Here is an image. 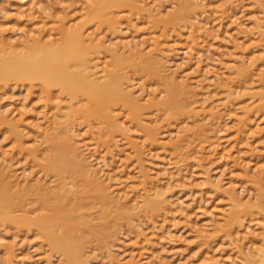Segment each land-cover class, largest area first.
<instances>
[{
    "label": "rangeland",
    "instance_id": "obj_1",
    "mask_svg": "<svg viewBox=\"0 0 264 264\" xmlns=\"http://www.w3.org/2000/svg\"><path fill=\"white\" fill-rule=\"evenodd\" d=\"M90 1L0 0V56L38 43L64 53L76 27L86 49L72 70L90 61L99 82L117 77L137 106L117 107V130L105 134L81 113L89 107L82 96L71 101L53 87L57 102H48L39 83L0 82V191L12 188L18 217L71 212L57 246L27 219L0 220V264H66L65 248L83 264H263L264 0H131L139 12L126 6L101 23L89 20L100 0ZM49 133L78 163H54ZM35 184L47 197L27 191ZM105 187L127 198L98 204L93 193Z\"/></svg>",
    "mask_w": 264,
    "mask_h": 264
},
{
    "label": "bare ground",
    "instance_id": "obj_2",
    "mask_svg": "<svg viewBox=\"0 0 264 264\" xmlns=\"http://www.w3.org/2000/svg\"><path fill=\"white\" fill-rule=\"evenodd\" d=\"M223 1V0H222ZM225 1V0H224ZM227 1V0H226ZM232 1V0H231ZM89 2L91 3V1L89 0ZM136 2V1H135ZM141 2V0H140ZM139 2V6H140V3ZM89 3V4H90ZM93 3V2H92ZM91 3V4H92ZM138 3V2H137ZM225 3V2H223ZM222 3V4H223ZM131 5V6H129ZM226 5V3H225ZM230 5V4H229ZM262 5V4H261ZM260 5V7H261ZM128 6V8L130 10H133V13H137V11L139 12V9L137 7H135V4H132V1L131 0H127V1H122V0H100L99 2V5L98 6H95L91 9L90 13H89V20H96L98 23H101L107 19H113L116 15L118 16L119 14H116L118 13L122 8ZM198 6V5H197ZM222 6V5H221ZM228 6V5H227ZM226 6V7H227ZM263 6V5H262ZM196 7V6H194ZM229 7V6H228ZM259 7V6H258ZM147 8V7H146ZM188 8V7H187ZM86 9V8H85ZM190 11V9L192 8H188ZM230 9V8H229ZM225 10V8H224ZM228 10V9H227ZM129 11V10H128ZM135 11V12H134ZM224 12V11H223ZM153 13V12H151ZM262 13V12H261ZM131 14V13H130ZM263 14V13H262ZM86 15V13L84 14ZM183 16V15H182ZM156 18V17H155ZM114 20V19H113ZM58 23V22H57ZM67 23V22H66ZM80 24V23H78ZM94 24V23H93ZM96 24V23H95ZM73 26V24H72ZM95 26V25H94ZM114 26V25H113ZM65 27V26H64ZM115 27V26H114ZM261 27V26H260ZM75 28V29H74ZM72 27V32L68 33V35L66 36V40H67V48L65 50L64 53H62L61 51V47H54V48H50L48 49L47 47H45V45L43 43H38L37 45V49L34 50L33 52H23V51H11L10 53H8L9 55L11 56H7V58L4 56H0V82L1 84L4 83L6 80H8L9 78H17L18 80H25V81H28V82H36V83H39L43 86V91L46 92L47 94V99H48V102L50 101H53L55 100V95L57 96V94H53V91L51 90L53 87H58L59 90H60V93L59 94H62V95H66L68 98H70L71 101H73V99H76V98H79V96H82L83 98H85L88 103H89V108L87 110L84 109L85 111L81 112L82 114L85 113V117L87 118H92V120H94L100 127V125L104 126L103 128V132L106 134V133H111L113 132L115 129H116V124H115V117L111 114L113 113L117 107H120V106H128V105H133L134 107H137L134 104H131L132 102H130V100H133L131 99V94L128 92V90H130L128 88V90H125L122 88V86L120 85L119 81L116 80L117 77L115 76H112V75H108L106 79H104L103 81H100L97 80L96 77H94V72H93V69L96 67L91 69L92 67H90V61L88 62L87 58L82 66H83V70L79 73H77V71H73L72 68L70 67V64L73 63L74 61L76 60H80L82 57V52L85 51V44L83 43V34L81 32L80 29L76 28V27ZM259 28V27H258ZM261 29V28H260ZM68 30H69V27H68ZM90 30V29H88ZM193 30V29H192ZM41 31V30H40ZM92 32V30H91ZM90 32V33H91ZM85 33V32H84ZM193 33V32H192ZM204 33V31H203ZM207 33V32H206ZM38 34V33H37ZM93 36V33L91 34ZM190 35H191V32H190ZM49 36V35H48ZM193 35H191L192 37ZM37 37V36H36ZM60 38V37H59ZM28 39V37H27ZM95 39V38H94ZM260 39H261V36H260ZM9 40V39H8ZM7 40V41H8ZM11 40V39H10ZM14 40V39H12ZM18 41V40H17ZM41 41V40H40ZM43 41V40H42ZM57 41V40H56ZM5 42V41H4ZM32 42V41H30ZM36 42V41H35ZM47 42V41H46ZM45 42V43H46ZM54 42V41H53ZM262 42V41H261ZM86 43V42H85ZM5 44V43H4ZM11 48L15 46L16 47H21L23 46V48H26L27 44L25 43H22L20 45H14L12 44L11 42H8L7 43ZM56 44V43H55ZM102 44V43H101ZM1 45V44H0ZM33 45V44H32ZM31 45V46H32ZM117 45V44H116ZM119 45V44H118ZM128 45V44H127ZM126 45V46H127ZM2 46V45H1ZM103 46V45H101ZM122 46V44H121ZM125 46V44H124ZM157 45H155L156 47ZM187 46V45H186ZM264 46V45H263ZM7 47V46H6ZM104 47V46H103ZM119 47V46H118ZM185 47V46H184ZM106 48V47H105ZM126 48V47H125ZM18 49V48H17ZM26 50V49H25ZM158 50V48H157ZM142 52V51H141ZM158 52V51H157ZM89 53V52H88ZM115 53V52H114ZM92 53H90L91 55ZM143 54V53H142ZM140 54V55H142ZM94 55V54H93ZM137 55V54H136ZM139 55V56H140ZM92 56V55H91ZM138 56V55H137ZM143 56V55H142ZM263 56V55H262ZM264 57V56H263ZM93 59V58H92ZM92 61V60H91ZM95 61V60H94ZM242 61V60H241ZM159 62V61H158ZM95 63V62H94ZM93 63V64H94ZM161 63V62H159ZM240 63V62H239ZM78 64V63H77ZM115 64V63H114ZM157 63L155 62V65ZM112 65V64H111ZM141 65V64H140ZM154 65V64H153ZM150 65L147 66V68L149 67ZM158 66V65H157ZM242 66V64H241ZM240 66V68H241ZM246 66V65H245ZM146 67V66H145ZM244 67V66H243ZM101 68V67H100ZM106 68L108 69V67L106 66ZM115 68V66H114ZM113 68V69H114ZM156 68V67H155ZM239 68V66H238ZM246 68V67H245ZM244 68V70H245ZM143 69V68H141ZM150 69V67H149ZM159 70V68H157L155 70V72ZM243 70V71H244ZM142 71V70H141ZM149 71V70H147ZM238 71V70H237ZM240 71V69H239ZM100 72V70H99ZM98 72V73H99ZM102 72V70H101ZM105 72V71H104ZM118 72V71H117ZM150 72V71H149ZM148 72V73H149ZM246 72V71H245ZM237 73V72H236ZM242 73V72H241ZM240 73V74H241ZM97 74V73H96ZM95 74V75H96ZM126 74V73H125ZM239 73H237V76L236 78H238ZM250 74V73H249ZM158 77L161 78V79H164V75L162 74V72H159L158 74ZM156 75V76H157ZM176 75V73H175ZM236 75V74H235ZM102 76V75H101ZM126 76V75H125ZM251 76V75H250ZM248 76V77H250ZM109 77V78H108ZM127 77V76H126ZM172 77V76H171ZM263 77V76H262ZM99 78V77H98ZM170 78V77H169ZM173 78V77H172ZM176 78V77H175ZM175 78L173 80H175ZM240 78V77H239ZM100 79V78H99ZM127 79V78H126ZM234 79V78H232ZM13 80V79H11ZM166 80V79H165ZM241 81V80H239ZM245 81H246V78H245ZM172 82V81H171ZM176 82V81H175ZM175 82L173 84H175ZM243 82V80H242ZM248 82V81H247ZM125 83V82H124ZM129 83V82H128ZM170 83V81L168 82V84ZM37 84V85H39ZM172 84V83H171ZM185 84V83H184ZM182 84V85H184ZM188 84V83H187ZM5 85V84H4ZM175 85H178V84H175ZM175 85H172L175 86ZM126 86V85H125ZM124 86V87H125ZM128 86V85H127ZM180 86V85H178ZM186 86V85H185ZM132 87V86H131ZM232 87V86H231ZM183 88V87H182ZM178 89V87H177ZM186 91L189 92V88L187 90V88L185 87ZM191 89V88H190ZM58 90V89H56ZM172 90V89H171ZM181 91H184L183 89H181ZM191 91V90H190ZM43 92V93H44ZM172 93V92H171ZM181 93V92H179ZM186 94V93H185ZM184 94V95H185ZM170 95V94H169ZM177 95V94H176ZM133 96V95H132ZM171 96V95H170ZM174 96V94H173ZM188 96V94H187ZM170 98V97H169ZM176 98V97H175ZM171 99V98H170ZM174 100V99H172ZM56 101V100H55ZM54 101V103H55ZM206 101V100H205ZM57 102V101H56ZM204 103V102H203ZM59 104V102H58ZM181 105V104H180ZM57 106V104H56ZM179 106V105H178ZM186 106V105H185ZM244 107V106H243ZM82 108V107H81ZM123 108V107H122ZM163 109V107H161ZM167 108V107H166ZM171 108V107H170ZM180 108V107H179ZM187 108V107H186ZM212 108V107H211ZM209 108V110L211 109ZM69 109H72L71 106H69ZM74 109V108H73ZM72 109V111H73ZM121 109V108H120ZM128 109V108H127ZM160 109V108H159ZM182 109V108H181ZM188 109V108H187ZM214 109H217L214 108ZM245 109V108H244ZM165 110V109H164ZM167 110V109H166ZM179 110V109H178ZM208 110V111H209ZM242 110V109H241ZM247 110V109H245ZM160 111V110H159ZM180 111V110H179ZM185 111V110H184ZM183 111V112H184ZM211 111V110H210ZM209 111V112H210ZM14 112V111H13ZM74 112V111H73ZM116 112V111H115ZM139 112H142V111H139ZM176 112V111H175ZM178 112V111H177ZM176 112V113H177ZM215 112V111H214ZM243 112V111H242ZM171 113V112H170ZM211 113V112H210ZM246 112H244L243 114H245ZM248 113V112H247ZM6 114V113H5ZM70 114V113H69ZM79 114V113H77ZM81 114V115H82ZM117 114V113H115ZM141 114V113H140ZM214 114V113H212ZM242 114V115H243ZM71 115V114H70ZM173 115V114H172ZM246 115V114H245ZM248 115V114H247ZM4 116V115H3ZM47 116V115H46ZM46 116H44L45 118H47ZM212 116V115H211ZM217 116V115H216ZM8 117V115H7ZM71 117V116H70ZM244 115L242 116L241 119H243ZM139 118V117H137ZM248 118V117H246ZM134 119V118H133ZM160 119V118H159ZM219 119V118H218ZM12 120V119H11ZM115 120V121H114ZM118 120V119H117ZM202 120V119H201ZM216 120V119H215ZM244 120V119H243ZM246 120V119H245ZM118 122V121H117ZM245 122H243L244 124ZM53 124V123H52ZM120 125V124H119ZM238 125H239V121H238ZM241 125V124H240ZM245 125V124H244ZM244 128H246V126H244ZM121 127V126H119ZM101 128V127H100ZM99 128V129H100ZM99 129H98V133H99ZM123 129V128H122ZM51 130V129H49ZM117 130V129H116ZM48 131V130H46ZM52 131V130H51ZM125 131V130H123ZM43 132V131H42ZM45 132V131H44ZM119 132V131H118ZM101 133V132H100ZM103 133V135H104ZM127 133V132H126ZM219 133V132H218ZM52 133H49V137L51 136L52 138H57V137H54L52 135H50ZM113 134V133H111ZM115 134V133H114ZM54 135V133H53ZM102 134L100 136H103ZM50 137V139L52 140V138ZM180 138V136H179ZM59 139V140H58ZM56 140H58V142H60V138H58ZM211 139V138H210ZM50 142L53 143L55 142V145L58 143H56V140H52ZM179 140V139H178ZM157 141V140H156ZM180 142H184L183 140H179ZM63 141L60 142V144H63L64 146V143L66 142L64 140V143H62ZM155 142V141H154ZM60 144L58 143V145L60 146ZM67 144V143H65ZM165 144V143H164ZM23 145V144H22ZM58 145H56V149L58 151L57 152H53L55 153L54 154V163L56 165H59L61 168H66L67 167V164L69 165V161H68V158L69 160H75L77 161L78 163V159L79 157L75 154V151L74 149H71L69 148L70 146H66L67 149L64 150L63 146L62 147H59ZM177 145V144H176ZM179 145V144H178ZM58 147L59 149L61 148V150H58ZM170 147V146H169ZM54 148V150L56 151V149ZM63 148V149H62ZM176 148V147H175ZM181 148V146H180ZM182 149V148H181ZM53 150V149H52ZM53 150V151H54ZM176 150V149H175ZM65 151V152H64ZM139 154H140V151H139ZM51 155V154H50ZM219 155V154H218ZM80 156V155H79ZM140 156V155H139ZM138 156V157H139ZM49 157V156H48ZM52 157V156H50ZM81 158V157H80ZM79 158V159H80ZM48 159V158H47ZM141 159V158H140ZM139 159V160H140ZM142 160V159H141ZM47 161V160H46ZM53 161V160H52ZM51 161V162H52ZM85 162V161H84ZM141 162V161H140ZM143 162V161H142ZM141 162V163H142ZM46 164V163H45ZM53 164V163H52ZM54 165V164H53ZM55 165V166H56ZM74 165V164H73ZM52 166V165H51ZM70 166V165H69ZM58 168V167H57ZM60 168V169H61ZM70 168V167H69ZM89 168V166H88ZM46 169V168H45ZM51 169V168H50ZM87 169V168H86ZM63 170V169H62ZM67 170V169H66ZM71 170V169H70ZM145 170V168L143 169ZM84 174L86 175H90L88 174L89 172L87 171H83ZM141 173V172H140ZM146 173V176L149 177V175H147V171H145ZM142 174V173H141ZM1 175V174H0ZM4 175V174H2ZM145 176V175H144ZM7 177V176H6ZM88 177V176H86ZM5 178V177H4ZM3 178V179H4ZM66 178V177H65ZM91 178V177H90ZM143 178V177H142ZM141 178V179H142ZM151 178V177H150ZM149 178V179H150ZM89 179V177H88ZM92 179V178H91ZM146 179V178H145ZM152 179V178H151ZM150 179V180H151ZM5 180V179H4ZM94 180V179H93ZM5 181H8L7 178ZM39 181V180H38ZM44 181V180H43ZM91 181V180H90ZM89 181V182H90ZM149 181L146 179L145 183ZM178 181V180H177ZM264 181V180H263ZM29 182V181H28ZM97 182V181H96ZM150 182V181H149ZM7 183V182H6ZM11 183V182H10ZM46 183V182H45ZM98 183V182H97ZM263 183V182H262ZM12 184V183H11ZM27 184V183H26ZM142 184V183H141ZM148 184V183H147ZM209 184V183H208ZM47 185V184H46ZM153 185V184H152ZM156 185V184H155ZM210 185V184H209ZM13 186V185H12ZM29 186V185H28ZM66 186V185H65ZM149 187V185H147ZM263 186V185H262ZM155 187V186H154ZM158 187L160 188V186H157V189ZM15 188V185L13 186V190ZM27 191H30V192H40L39 194H42L44 196L47 197V192L46 189L47 187H45V185H36L35 186H30V187H27ZM106 189H102V190H97V192H94V197H93V200L97 201L98 204H103L104 206H107V205H115V204H118L120 206V201L122 199H125L127 198V194L123 195V196H120L119 198L117 197H113L111 194L107 193V187H105ZM110 188V187H109ZM215 188V186H214ZM213 188V189H214ZM6 189V188H5ZM12 188L9 187V189H6V191H3L1 192L0 191V220L3 221V222H8L13 224L15 226H17V224L19 223L18 226H20V224H22L26 219V224H29V225H25L24 223V226H32L34 225V228L35 226L45 235L46 239L52 243V244H55L56 246L59 242V239L60 238H63L66 236V234L68 233L67 231H69V226L70 225H67L68 223L70 224V219H69V216L71 214V212H58L56 211V214H60L58 216L53 215L55 216V218L52 216V217H45V216H37V217H32V218H27V217H21V219H23L22 223L20 222V217H18L17 215H15L14 213V210L11 209V206L12 208H14V205L11 204L13 201H11L12 199V193H11V190ZM16 189V188H15ZM157 189H155L157 191ZM147 190H150L149 188H147ZM154 190V189H153ZM152 190V191H153ZM222 190V188L220 189ZM108 191H110L108 189ZM151 191V190H150ZM151 191V192H152ZM159 191V190H158ZM162 191V189L160 190ZM225 191V190H223ZM228 191V190H227ZM19 192V191H18ZM44 194H43V193ZM148 192V191H147ZM164 192V190H163ZM166 192V191H165ZM218 192V190H217ZM46 193V194H45ZM119 193V192H118ZM153 193V192H152ZM231 193V192H230ZM122 195V193H120ZM151 194V193H150ZM16 195V194H15ZM157 195V194H156ZM18 196V195H17ZM20 196V195H19ZM129 196V194H128ZM135 196V195H134ZM144 196V194H143ZM151 196V195H150ZM155 195H153L152 197L154 198ZM158 196H161L160 194H158ZM165 196V195H164ZM148 197V196H147ZM227 197V196H226ZM20 198V197H19ZM163 198V197H162ZM228 198V197H227ZM233 198V197H232ZM237 198V196H236ZM142 199V198H141ZM13 200V199H12ZM128 200V199H127ZM130 200V199H129ZM137 200V199H135ZM157 200V199H156ZM230 200V198L228 199ZM134 201V199H133ZM133 201H132V204H133ZM144 201V200H143ZM149 201V200H148ZM160 201V200H159ZM162 201V200H161ZM160 201V204L163 202ZM167 201V200H165ZM238 201V199H237ZM240 201V200H239ZM158 203V201H156ZM136 203V202H134ZM145 203V202H144ZM230 203V202H229ZM243 203V202H242ZM20 204V203H19ZM22 204V203H21ZM47 204V202L45 203ZM129 204V203H127ZM143 204V202L141 203ZM156 204V203H155ZM165 206L166 205V202H164ZM11 205V206H10ZM145 205V204H144ZM242 205V204H241ZM20 206V205H19ZM137 206V205H136ZM138 206H139V203H138ZM143 206V205H142ZM152 206V205H151ZM160 206V205H159ZM163 206V204H162ZM229 206V204H228ZM232 206V205H231ZM234 206V205H233ZM161 208V207H160ZM164 208V207H163ZM167 208V207H166ZM230 208V207H229ZM232 208V207H231ZM10 209V211H9ZM60 209H63V208H60ZM155 209H156V206H155ZM13 210V211H12ZM105 210V209H104ZM13 214H12V212ZM24 211V210H23ZM54 211V210H53ZM229 211V210H228ZM58 212V213H57ZM128 212V211H127ZM225 212V211H223ZM227 212V210H226ZM52 213V212H51ZM55 213V212H54ZM62 213V214H61ZM227 213H230V212H227ZM43 214V213H42ZM73 214V213H72ZM15 215V216H14ZM222 215V214H221ZM23 216V215H22ZM49 216V215H48ZM242 218V217H241ZM25 219V220H24ZM224 219V218H223ZM227 219V218H226ZM238 220V219H237ZM13 222V223H12ZM60 224V225H59ZM64 224L65 227L62 225ZM223 224V223H222ZM63 227H62V226ZM30 226V228H32ZM223 226H225L223 224ZM69 227V228H68ZM61 228V229H60ZM64 228V230H63ZM65 228L68 229L67 231H65ZM57 229H60L59 231L60 232H67V233H61V236H56L57 234H55V230ZM62 230V231H61ZM232 231V230H231ZM57 233V232H56ZM71 233V232H70ZM69 233V234H70ZM68 234V235H69ZM202 235V234H201ZM227 235V233H226ZM262 235V234H261ZM260 235V236H261ZM70 236V235H69ZM73 236V235H72ZM257 236V235H256ZM259 236V235H258ZM257 236V237H258ZM263 236V235H262ZM199 237V236H198ZM202 237V236H201ZM200 237V238H201ZM210 237V236H209ZM233 237V235H232ZM70 238V237H69ZM262 238V237H261ZM72 239V238H71ZM202 239V238H201ZM206 239V238H205ZM66 240V239H65ZM263 241V240H262ZM46 242V241H45ZM69 242V241H68ZM48 244V243H47ZM264 244V243H263ZM263 247V246H262ZM261 248V247H259ZM258 248V249H259ZM262 250V249H261ZM61 251L66 255V264H81L82 262L76 260L74 257H72L71 253L69 252V250H67L66 248L65 249H61ZM238 252H241L240 250H238ZM255 255V254H254ZM257 255V254H256ZM255 255V256H256ZM258 256V255H257ZM80 257V256H79ZM81 258V257H80ZM240 258V257H239ZM249 258V256H248ZM64 259V258H63ZM243 259V258H241ZM254 259V257L252 258V260ZM65 260V259H64ZM260 261V260H259ZM240 262L243 263V260ZM264 262V261H263ZM65 263V262H64ZM245 263V262H244ZM256 263H258V261H256ZM83 264V263H82ZM264 264V263H263Z\"/></svg>",
    "mask_w": 264,
    "mask_h": 264
}]
</instances>
